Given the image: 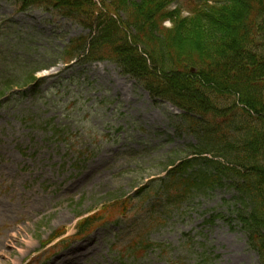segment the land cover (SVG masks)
<instances>
[{"label": "rangeland", "instance_id": "rangeland-1", "mask_svg": "<svg viewBox=\"0 0 264 264\" xmlns=\"http://www.w3.org/2000/svg\"><path fill=\"white\" fill-rule=\"evenodd\" d=\"M110 1L95 0L99 7ZM196 1L175 0L174 6L186 16ZM16 6L0 0V71L57 64L37 74L39 87L14 89L0 104V264H259L234 214L240 207L228 186L233 178L214 190L186 188L178 200L165 190L146 202L133 198L125 215L37 259L51 233L66 228L72 236L79 218L101 202L127 198L133 186L164 177L163 169L189 156L197 139L182 130L178 110L152 100L114 63L58 61L70 40L93 34L97 23L88 31L55 11ZM161 7L164 18L175 15ZM119 12L126 21L128 14ZM257 42L254 51L264 55L262 35ZM14 74L0 73V79ZM225 98L221 108L234 101ZM215 215L222 217L206 225Z\"/></svg>", "mask_w": 264, "mask_h": 264}, {"label": "trees", "instance_id": "trees-1", "mask_svg": "<svg viewBox=\"0 0 264 264\" xmlns=\"http://www.w3.org/2000/svg\"><path fill=\"white\" fill-rule=\"evenodd\" d=\"M56 1L72 14H88L92 6L91 0ZM169 3L113 0V12H126L128 18L124 23L109 19L100 26V42L95 36L85 59L110 60L152 98L167 99L186 113L182 124L197 139L190 153L194 158L168 171L166 179L158 180L165 184L160 188L214 190L233 178L228 186L236 191L232 198L240 207L234 211L236 220L264 264V55L254 51L261 35L264 41V0H202L189 17L182 18L177 10L166 19L161 6ZM165 21L171 22L169 29L162 28ZM146 45L153 47L152 53ZM85 48V40L74 41L69 60L83 55ZM189 67L197 73L191 75ZM216 76L223 80L213 83ZM179 80L187 83L179 86ZM24 81L35 78L31 74ZM228 96L234 101L221 108L219 101ZM104 212L80 222L78 234L86 233Z\"/></svg>", "mask_w": 264, "mask_h": 264}]
</instances>
